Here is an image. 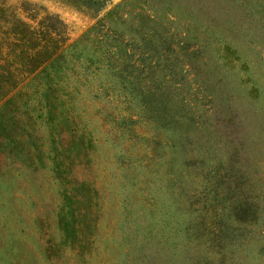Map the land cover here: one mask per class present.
<instances>
[{
  "label": "rangeland",
  "instance_id": "rangeland-1",
  "mask_svg": "<svg viewBox=\"0 0 264 264\" xmlns=\"http://www.w3.org/2000/svg\"><path fill=\"white\" fill-rule=\"evenodd\" d=\"M21 3L128 45L0 105V264H264V0Z\"/></svg>",
  "mask_w": 264,
  "mask_h": 264
},
{
  "label": "trees",
  "instance_id": "trees-1",
  "mask_svg": "<svg viewBox=\"0 0 264 264\" xmlns=\"http://www.w3.org/2000/svg\"><path fill=\"white\" fill-rule=\"evenodd\" d=\"M30 7L21 3L9 10L0 5V105L48 100L55 93L57 80L63 74H73L74 62L83 61L86 69L94 67L95 71L108 68L124 80L122 52L128 42L122 32L101 21L80 39L68 43L66 27L56 16L40 14ZM140 38L147 50L142 57L155 59L150 52L156 37L142 33ZM43 107L47 112L55 110L50 103ZM14 126L15 120L0 112V132L10 133Z\"/></svg>",
  "mask_w": 264,
  "mask_h": 264
}]
</instances>
